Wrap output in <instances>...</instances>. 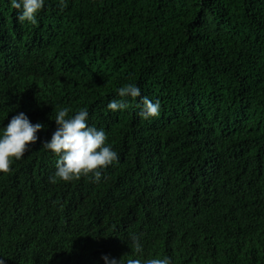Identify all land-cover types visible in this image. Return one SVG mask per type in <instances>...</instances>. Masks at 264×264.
<instances>
[{
    "label": "trees",
    "instance_id": "trees-1",
    "mask_svg": "<svg viewBox=\"0 0 264 264\" xmlns=\"http://www.w3.org/2000/svg\"><path fill=\"white\" fill-rule=\"evenodd\" d=\"M65 4L31 25L0 0V131L21 112L44 125L0 173V264H264V0ZM127 84L141 97L112 112ZM62 107L118 153L99 182H50Z\"/></svg>",
    "mask_w": 264,
    "mask_h": 264
},
{
    "label": "clouds",
    "instance_id": "clouds-1",
    "mask_svg": "<svg viewBox=\"0 0 264 264\" xmlns=\"http://www.w3.org/2000/svg\"><path fill=\"white\" fill-rule=\"evenodd\" d=\"M45 0H11V7L20 12L18 20L31 25L37 24V16L43 10ZM61 9L66 7L65 0H60ZM120 100H112L108 109L116 112L128 107L127 99L141 97V90L134 84H127L118 90ZM143 107L140 116L145 119H155L160 116L161 104L157 100L152 102L143 97ZM72 109L62 107L56 110V130L51 140L46 141L43 148L50 150L59 157L54 176L50 182L58 181L70 183L79 181L84 177H93L99 182L102 170L118 162V153L108 144V136L104 130H98L88 124L89 113L87 108H80L73 115ZM44 129L41 123L32 124L23 112L15 115L7 126L0 131V173L9 174L12 164L23 159L29 151L30 145L38 141L37 133ZM132 249L135 254L144 252L140 238L136 235L131 237ZM106 264H125L124 259L117 261L114 258L104 257ZM126 264H172L169 257L156 256L142 262L141 259L129 257Z\"/></svg>",
    "mask_w": 264,
    "mask_h": 264
}]
</instances>
